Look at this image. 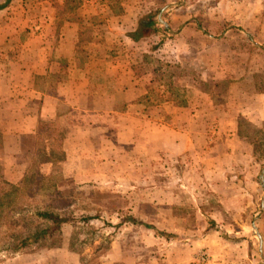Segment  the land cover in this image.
Here are the masks:
<instances>
[{"label":"rangeland","instance_id":"rangeland-1","mask_svg":"<svg viewBox=\"0 0 264 264\" xmlns=\"http://www.w3.org/2000/svg\"><path fill=\"white\" fill-rule=\"evenodd\" d=\"M122 7L131 16L118 23L127 29L132 20L152 16L156 32L137 50L150 51L144 55L157 85L179 75L184 84L210 90L217 104L227 105L236 63L246 58L264 71V0H9L0 9V35L6 40L0 46V70L13 81L23 80L20 70L29 72L30 50L38 45L43 54L48 44L59 45L64 21L79 23L76 49H96L106 65L111 51L130 48L122 35L113 44L104 35L108 19ZM184 25L189 28L181 34ZM208 36L216 44L209 64L203 60ZM167 37L178 50L171 63L158 58L159 50L151 51ZM15 61L24 65L18 71ZM203 71L206 81L199 77ZM43 75L38 85L45 88ZM171 94L191 97L180 87ZM68 125L43 121L34 134L20 138L19 153L11 160L4 146L13 147L14 138L4 142L0 132V245L14 231L11 221L20 224L24 215L53 210L67 217L60 232L14 254L16 259L0 251V264H30V255L37 264H165V241L196 244L194 264L213 257L221 264H264L259 254L261 246L264 256V127L241 121L233 154L218 146L226 143L216 132L193 152L148 154L142 141L132 147L101 140L93 154L86 150L68 159L63 147ZM15 162L26 167L19 170Z\"/></svg>","mask_w":264,"mask_h":264},{"label":"crops","instance_id":"crops-1","mask_svg":"<svg viewBox=\"0 0 264 264\" xmlns=\"http://www.w3.org/2000/svg\"><path fill=\"white\" fill-rule=\"evenodd\" d=\"M122 10L108 19L104 35L111 44L119 41L117 36L122 35L130 48L111 51L107 55L106 65L101 64L103 56L96 49H76L79 23L64 21L59 45L55 46V41L48 44L43 54L38 45L33 51L30 50L29 72L27 69L20 70L23 80L13 81L8 72L0 70V132L4 142L14 138L13 147L10 143L4 146L5 152H10V160L19 153L20 138L34 134L43 121L69 122L63 139L68 159L70 155L79 156L86 150L93 154V148L101 145V140L109 141L114 146L128 143L132 147L137 141H142L148 154L193 152L209 144L212 141L209 139L216 132L224 135L226 143L218 146H226V153L233 154L240 118L264 127V71L259 65L248 64L246 58L240 66L236 63L238 66L234 69L235 75L226 93L229 97L227 105L222 102L217 104L210 90L205 91L186 82L184 84V77L179 75L172 76L167 84L161 82L157 85L155 69L148 56L144 55L150 54V51L137 50L138 45L150 39V35L132 40L129 33L137 28L138 20H132V26L127 29L128 26L118 23L119 18L129 19L131 15L126 13L125 7ZM188 28L184 25L179 32H187ZM179 32L172 35L173 38L176 39ZM170 38H164L156 49L151 50L153 54L159 50L158 58L169 63L172 58L177 61L178 57V50L172 48L173 38ZM5 42V37L0 35V46ZM215 45L214 38L208 36L204 63L209 64V59H215ZM13 65L16 71L24 66L16 61ZM44 73L47 75L45 88L38 85L39 77H44ZM55 77L57 82L54 85ZM199 77L203 81L209 78L206 71ZM157 86L159 93L153 96ZM178 87L191 92V97L179 99L171 94ZM225 105L229 107V114L224 112ZM15 167L21 170L26 165L15 162ZM164 245L162 261L165 264L195 263L196 244L170 245L165 241ZM15 255L10 259H16ZM28 258L30 264H37L35 255ZM214 260L213 257L212 262L206 264H221Z\"/></svg>","mask_w":264,"mask_h":264},{"label":"trees","instance_id":"trees-1","mask_svg":"<svg viewBox=\"0 0 264 264\" xmlns=\"http://www.w3.org/2000/svg\"><path fill=\"white\" fill-rule=\"evenodd\" d=\"M9 0H6L4 4L0 5L4 7ZM156 32L154 28V21L151 15H146L138 20L137 28L129 33V37L132 40H139L140 38L148 37ZM163 38L153 46L152 49H156ZM245 120L240 118V122ZM66 215L60 214L53 210H38L36 213L24 215L20 218V222L17 224V220L11 221V228L14 231L5 234L7 237L3 245H0V251H3L7 255H13L23 252L33 245L41 243L48 237L61 231L63 224L66 222Z\"/></svg>","mask_w":264,"mask_h":264},{"label":"water","instance_id":"water-1","mask_svg":"<svg viewBox=\"0 0 264 264\" xmlns=\"http://www.w3.org/2000/svg\"><path fill=\"white\" fill-rule=\"evenodd\" d=\"M160 15H161V14H159V16H158V20L161 21V19H160ZM254 44L258 45L256 42H254ZM259 179H260L261 184H263V175H262V174L260 175ZM263 206H264V198H262V200H261V208H262ZM252 227L255 228V224H252ZM255 234H256V236L258 237V239H259V241H260V244H261V243H262V238H261L260 234L258 233V231H256ZM259 254H260L261 258L264 259V256H263V254H262L261 246H260V248H259Z\"/></svg>","mask_w":264,"mask_h":264}]
</instances>
